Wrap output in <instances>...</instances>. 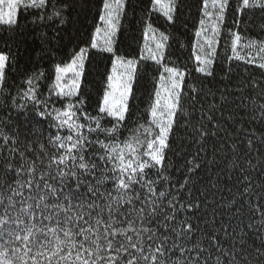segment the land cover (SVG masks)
Instances as JSON below:
<instances>
[{
  "label": "snow or ice",
  "instance_id": "1",
  "mask_svg": "<svg viewBox=\"0 0 264 264\" xmlns=\"http://www.w3.org/2000/svg\"><path fill=\"white\" fill-rule=\"evenodd\" d=\"M126 4L102 0L103 27L90 39V48L111 60L94 109L81 91L88 47L55 65L47 97L39 90L44 73L36 71L11 95L6 74L11 62L0 53V96L6 97L0 113V264H264V71L250 72L240 88L253 105L261 101L259 115L250 118L258 127L235 120L232 112L224 115L235 103L229 101L231 62L264 70V56L257 61L237 51L264 53V41L241 44L245 38L235 30L242 17H264V0H237L232 9V55L223 89L215 65L231 0H201L192 43L199 77L170 57L166 62L169 36L147 21L139 57L119 54L115 39ZM68 7V0H59V6L57 0H0V27L17 31L21 10L29 9L33 24L57 18L62 25ZM178 7L179 0H150L146 11L161 13L171 24ZM149 61L159 75L147 124L137 120L139 127L122 140L133 115V84L142 64L148 71ZM181 136L195 152L179 143ZM172 155L183 159L175 165L179 179L172 173ZM218 158L227 160L221 169L226 175L212 188L219 189L222 180L228 192L236 189L220 205H238L235 226L218 223L215 213L208 220L201 211L208 190L197 187L199 170L205 163L218 165Z\"/></svg>",
  "mask_w": 264,
  "mask_h": 264
},
{
  "label": "trees",
  "instance_id": "2",
  "mask_svg": "<svg viewBox=\"0 0 264 264\" xmlns=\"http://www.w3.org/2000/svg\"><path fill=\"white\" fill-rule=\"evenodd\" d=\"M69 7L62 12L65 23L60 24L59 19L53 18L51 21L44 23H32V10L27 12L21 10L19 17V29L13 33H9L3 27H0V53L9 56L10 65L6 68L7 85L11 95H16L17 88H23L22 83L34 71L43 72L44 78L39 82L40 92L47 97L48 88L55 77V65L63 64L70 60L74 51L81 47H88V60L85 64L84 75L81 80V91L88 101L91 109L95 108L96 101L102 97L106 82V73L110 72L111 60L109 54L100 53L90 48V39L97 26H101L99 22V14L102 0H68ZM237 0H231V8L226 15L225 24L222 27L220 42L217 47V62L215 65L216 83L223 89V85L227 81H223V72L228 68L227 56L232 55L230 49V39L228 37V29L234 28L232 9L235 8ZM59 6V0H57ZM201 0H179L178 12L174 23H168L166 18L159 12L147 13L150 7V0H127L125 13L121 19L120 30L115 39V48L119 54L127 57H139L140 49L143 44V33L146 27V21L169 36L167 41L168 48L166 50V62L169 57L176 65L186 68L193 76L199 77L195 72V62L192 59V43L194 40V31L201 19L200 14ZM239 31L245 38L241 44L247 40L264 41V29L261 22L264 17L260 14L249 15L243 18ZM227 44V47H226ZM237 51L245 58L249 55L255 57L257 61L264 53H259L257 49L238 47ZM233 78L234 83L231 86L233 95L229 97L230 103L228 112H232L235 120L246 123L250 127H258V121L253 123L251 116L259 115L255 111L257 105L261 101L257 100V105L250 103L245 92L240 91L241 80L247 77L249 73H260L264 70L259 69L255 64H245L233 60ZM171 66V64H170ZM148 71L145 73L143 64L141 70L137 74V80L133 84V97L130 98L129 104L132 109V120L128 122L129 130L124 131L125 139L132 135V129L139 127V124H147L148 113L146 109L150 103V96L153 93L155 79H158L157 66L152 62H147ZM259 78V77H258ZM187 82H191V77H186ZM255 99V97H253ZM6 102L5 96H0V113H4L3 104ZM241 104L243 107L237 108L236 105ZM57 107L60 106L58 103ZM219 115V114H217ZM139 121V124L136 121ZM238 127L239 125H235ZM232 129L229 128V131ZM140 132H143L141 129ZM139 135L140 133H136ZM143 138V137H141ZM179 143L184 144L191 152H195V147L191 146L187 137L181 136ZM191 158V156H189ZM208 159H211L209 156ZM220 162L216 166L209 167L206 163L204 168L199 170V179L197 187L208 190V201L201 209L207 213V219L215 218L219 221L230 222L233 226L239 223L235 213L238 205L231 208L220 207L225 203V199L236 192L233 188L232 192H228L224 188V182L219 181V189L212 188V184L218 182L219 177L225 176L226 173L221 171L224 169L227 160L218 158ZM174 167L172 173L175 178H180V173L176 171L177 163L183 164V159L179 156L172 155ZM219 174V176H218ZM199 195V193H197ZM239 199V197H237ZM215 201V203H212ZM231 217V220L229 218ZM247 223V218L242 217ZM199 235V234H198Z\"/></svg>",
  "mask_w": 264,
  "mask_h": 264
},
{
  "label": "rangeland",
  "instance_id": "3",
  "mask_svg": "<svg viewBox=\"0 0 264 264\" xmlns=\"http://www.w3.org/2000/svg\"><path fill=\"white\" fill-rule=\"evenodd\" d=\"M100 27H103V25L101 24V26ZM143 43H144V40H143ZM143 45V44H142Z\"/></svg>",
  "mask_w": 264,
  "mask_h": 264
}]
</instances>
